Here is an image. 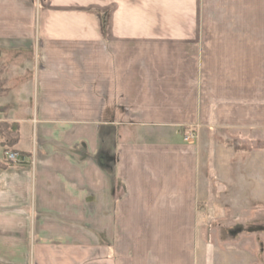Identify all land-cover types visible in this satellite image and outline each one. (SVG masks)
Listing matches in <instances>:
<instances>
[{"label":"crops","instance_id":"0c3cea01","mask_svg":"<svg viewBox=\"0 0 264 264\" xmlns=\"http://www.w3.org/2000/svg\"><path fill=\"white\" fill-rule=\"evenodd\" d=\"M253 146L264 0H0V264H247L201 225Z\"/></svg>","mask_w":264,"mask_h":264},{"label":"rangeland","instance_id":"374dc122","mask_svg":"<svg viewBox=\"0 0 264 264\" xmlns=\"http://www.w3.org/2000/svg\"><path fill=\"white\" fill-rule=\"evenodd\" d=\"M246 141L249 145L255 144L250 137H246ZM231 144L233 146L234 142ZM256 148L258 146H253L252 151H246L244 160H240L238 158L240 156L237 154L229 166L227 165L228 170L235 177L232 179L235 184H230L233 186H230L225 195L218 196V201L222 204L223 209H214V203L210 200L209 205L203 211L204 218L201 226L204 232V243L207 244L209 250L207 254L210 256L212 253L221 251L222 254L235 255L237 261H243L238 255L240 253L246 255L247 264H264V193L261 192L263 189L260 186L264 180L258 176L261 172V175H264V170L256 169L253 173L256 176L251 177L250 193L247 188L246 191H243L241 188L243 186L239 185L240 179H243L244 175L248 177L249 172L252 174V162L249 157L253 151L257 150ZM236 223H244L242 226L244 231L232 238L226 234V230L228 227L234 229ZM247 229L251 231L249 232Z\"/></svg>","mask_w":264,"mask_h":264},{"label":"built area","instance_id":"2783aa9c","mask_svg":"<svg viewBox=\"0 0 264 264\" xmlns=\"http://www.w3.org/2000/svg\"><path fill=\"white\" fill-rule=\"evenodd\" d=\"M195 137H196L195 132L193 130H189L183 136V140L188 141V140H191ZM5 156H6V160L10 163H15V162L22 160L21 155L16 151H8V152H6ZM32 164H33V161H32Z\"/></svg>","mask_w":264,"mask_h":264},{"label":"flooded vegetation","instance_id":"af4514ba","mask_svg":"<svg viewBox=\"0 0 264 264\" xmlns=\"http://www.w3.org/2000/svg\"><path fill=\"white\" fill-rule=\"evenodd\" d=\"M259 228V227H258Z\"/></svg>","mask_w":264,"mask_h":264}]
</instances>
